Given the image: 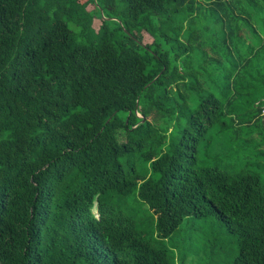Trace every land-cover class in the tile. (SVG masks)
<instances>
[{"label": "trees", "instance_id": "trees-1", "mask_svg": "<svg viewBox=\"0 0 264 264\" xmlns=\"http://www.w3.org/2000/svg\"><path fill=\"white\" fill-rule=\"evenodd\" d=\"M188 218L264 264V0H0V264H187Z\"/></svg>", "mask_w": 264, "mask_h": 264}, {"label": "rangeland", "instance_id": "rangeland-1", "mask_svg": "<svg viewBox=\"0 0 264 264\" xmlns=\"http://www.w3.org/2000/svg\"><path fill=\"white\" fill-rule=\"evenodd\" d=\"M99 25L100 21L96 20L95 27L98 28ZM150 40L149 36L145 37L146 42ZM121 141H123V135ZM137 160L139 166L144 168L145 164L142 160L139 158ZM139 218L141 227L151 235L155 230V225L148 208L141 211ZM163 246L174 252H179V249L185 250L191 255L189 262L193 264H231L238 254L234 237L226 233L221 222L215 219L188 218L172 238L163 242ZM192 252L199 253V255L190 254Z\"/></svg>", "mask_w": 264, "mask_h": 264}]
</instances>
